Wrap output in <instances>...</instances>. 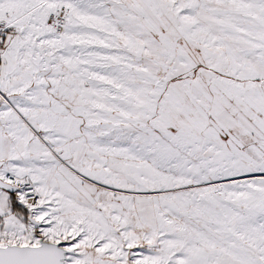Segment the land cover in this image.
<instances>
[{
    "label": "snow or ice",
    "instance_id": "snow-or-ice-1",
    "mask_svg": "<svg viewBox=\"0 0 264 264\" xmlns=\"http://www.w3.org/2000/svg\"><path fill=\"white\" fill-rule=\"evenodd\" d=\"M0 264H264V0H0Z\"/></svg>",
    "mask_w": 264,
    "mask_h": 264
}]
</instances>
